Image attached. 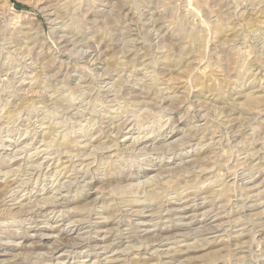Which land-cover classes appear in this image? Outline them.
Returning <instances> with one entry per match:
<instances>
[{"label":"rangeland","instance_id":"1","mask_svg":"<svg viewBox=\"0 0 264 264\" xmlns=\"http://www.w3.org/2000/svg\"><path fill=\"white\" fill-rule=\"evenodd\" d=\"M263 78L264 0H0V264H264Z\"/></svg>","mask_w":264,"mask_h":264},{"label":"bare ground","instance_id":"2","mask_svg":"<svg viewBox=\"0 0 264 264\" xmlns=\"http://www.w3.org/2000/svg\"><path fill=\"white\" fill-rule=\"evenodd\" d=\"M65 29H66V28H65ZM63 30H64V28H63ZM67 30H68V29H67ZM194 39L196 40V37H195ZM179 59H180V58H179ZM136 60H137V59H136ZM177 61H178V60H177ZM257 75H258V74H257ZM102 79H103V78H102ZM263 79H264V78H263ZM100 80H101V79H100ZM225 80H226V79H225ZM33 81H34V80H33ZM161 82H162V81H161ZM207 82H208V81H207ZM222 82H223V81H222ZM202 83L204 84L203 81H202L200 84H202ZM229 83H230V82H229ZM159 84H160V83H159ZM168 84H169V83H168ZM212 84H213V83H212ZM112 85H113V84H112ZM161 85H162V84H161ZM210 85H211V84H209V83L207 84V83H206V87H207V89H209V91H211V92L214 93L213 96L216 97L215 99H216V101H217L219 104L222 103V102L225 100V99H224L225 97H223V93H224V92L222 93V89H224V88L226 89V88H227V85H229V84H227L226 82L222 83V85H221V87H220V90H219V89H216L217 87L215 88V87H212V86H210ZM216 85H217V84H216ZM214 86H215V85H214ZM43 87H44V86H43ZM156 87L159 88L158 84H157V86H149L148 89L150 90V92H152V93H156V92H154V90H153V89H155ZM160 87H161V86H160ZM169 87H170V86H169ZM169 87H168V88H169ZM172 87H173V86H172ZM172 87H171V89H172ZM206 87L204 88L205 90H206ZM202 88H203V87H202ZM42 89H43V88H42ZM40 90H41V89H40ZM149 90H148V91H149ZM165 90H166V89H165ZM20 91H21V89H20ZM32 91H33V90H32ZM32 91H31V92H32ZM167 91H168V89H167ZM173 91H174V90H173ZM173 91H172V92H173ZM178 91H179V90H178ZM189 91H190V90H189ZM209 91H208V92H209ZM227 91H228V90H227ZM38 92H39V91H38ZM160 92H161V91H160ZM160 92H159V93H160ZM198 92H199V91H198ZM211 92H210V93H211ZM21 93H22V92H21ZM168 93H169V92H168ZM186 93H187V92H186ZM190 93H191V92H190ZM27 94H28V93H27ZM74 94H75V93H74ZM85 94H86V93H85ZM90 94H91V93H90ZM114 94H115V93H114ZM122 94H123V93H122ZM144 94H145V93H144ZM147 94H148V92H147ZM196 94H197V93H196ZM199 94H200V93H199ZM36 95H37V93H36ZM88 95H89V94H88ZM149 95H150V93H149ZM224 95H225V94H224ZM226 95H227V94H226ZM19 96H20V95H19ZM90 96H91V95H90ZM115 96H116V95H115ZM118 96H119V94H118ZM123 96H124V95H123ZM70 97H71V96H70ZM86 97H87V96H86ZM102 97H103V96H102ZM197 97H198V96H197ZM205 97H206V96H205ZM209 97H210V96H209ZM77 98H78V97H77ZM206 98H207V97H206ZM212 98H213V97H212ZM21 99H22V98H21ZM73 99H74V98H73ZM126 99H127V98H126ZM164 99H165V98H164ZM164 99H163V100H164ZM168 99H169V98H168ZM194 99H195V98H194ZM78 100H79V99H78ZM105 100H106V99H105ZM108 100H109V99H108ZM171 100H172V99H171ZM227 100H228V99H227ZM261 100H262V99H261ZM33 101H34V100H33ZM35 101H36V100H35ZM46 101H47V100H46ZM46 101H44V102H46ZM89 101H90V100H89ZM165 101H166V100H165ZM256 101H257V99L255 98V99H251V100L249 101L250 103H249V102H248V103H249V105H250V104H252L253 102L256 103ZM22 102H23V103H22V105H23V104L25 103V101H22ZM83 102H84V101H83ZM104 102H105V101H104ZM257 102H259V101H257ZM20 103H21V102H20ZM26 103H27V102H26ZM26 103H25V104H26ZM36 103H37V102H36ZM38 103H39V102H38ZM59 103H60V102H59ZM74 103H75V102H74ZM101 103H102V102H101ZM108 103H109V102H108ZM117 103H118V102H117ZM163 103H164V102H163ZM202 103H203V102H202ZM218 103H217V104H218ZM18 104H19V103H18ZM25 104H24V105H25ZM34 104H35V103H34ZM34 104H33V105H34ZM54 104H55V103H54ZM99 104H100V103H99ZM110 104H111V103H110ZM227 104H228V103H227ZM231 104H232V102H231ZM20 105H21V104H20ZM22 105H21V106H22ZM38 105H39V104H38ZM64 105H65V104H64ZM112 105H113V104H112ZM116 105H117V104H116ZM125 105H126V104H125ZM127 105H128V104H127ZM161 105H162V104H161ZM239 105H240V104H239ZM21 106H20V107H21ZM28 106H29V105H28ZM67 106H68V105H67ZM88 106H89V105H88ZM104 106H105V105H104ZM109 106H111V105H109ZM109 106H108V107H109ZM123 106H124V104H123ZM128 106H129V105H128ZM236 106H237V105H236ZM96 107H97V106H96ZM121 107H122V106H121ZM237 107H238V106H237ZM18 108H19V107H18ZM27 108H28V107H27ZM43 108H44V107H43ZM93 108H94V107H93ZM126 108H127V107H126ZM129 108H130V107H129ZM146 108H147V107H146ZM161 108H162V107H161ZM200 108H201V107H200ZM214 108H215V107H214ZM30 109H31V108H30ZM30 109H29V110H30ZM68 109H69V108H68ZM90 109H91V108H90ZM113 109H114V108H113ZM230 109H231V108H230ZM240 109H242V108H240ZM7 110H8V109H7ZM62 110H63V109H62ZM110 110H111V109H110ZM122 110H123V109H122ZM238 110H239V109H238ZM23 111H24V110H23ZM70 111H72V110H70ZM117 111H118V110H117ZM124 111H125V110H124ZM126 111H127V110H126ZM140 111H142V110H140ZM235 111H236V110H235ZM14 112H15V111H14ZM98 112H99V111H98ZM104 112H105V111H104ZM62 113H63V112H62ZM88 113H89V112H88ZM91 113H94V112L92 111ZM110 113H111V112H110ZM127 113H128V112H127ZM207 113H208V112H207ZM207 113H206V114H207ZM6 114H7V113H6ZM66 114H67V113H66ZM100 114H101V113H100ZM107 114H108V113H107ZM128 114H129V113H128ZM2 115H3V114H2ZM2 115H1V116H2ZM70 115H71V114H70ZM74 115H75V114H74ZM79 115H80V114H79ZM93 115H94V114H93ZM139 115H140V114H139ZM141 115H143V114H141ZM9 116H10V115H9ZM101 116H102V115H101ZM126 116H127V115H126ZM143 116H144V115H143ZM204 116H205V115H204ZM204 116H202V117H204ZM17 117H18V116H17ZM45 117H46V116H45ZM103 117H104V116H103ZM108 117H109V115H108ZM2 118H4V117H2ZM9 118H10V117H9ZM46 118H47V117H46ZM100 118H101V117H100ZM104 118H105V117H104ZM111 118H112V117H111ZM117 118H118V117H117ZM129 118H130V117H129ZM227 118H228V117H227ZM231 118H232V117H231ZM0 119H1V118H0ZM127 119H128V117H127ZM127 119H126V121H127ZM202 119H203V118H202ZM13 120H14V119H13ZM18 120H19V119H18ZM44 120H45V119H44ZM75 120H76V118H75ZM93 120H94V119H93ZM95 120H96V119H95ZM124 120H125V119H124ZM124 120H123V121H124ZM170 120H171V119H170ZM235 120H236V119H235ZM91 121H92V120H91ZM123 121H122V122H123ZM138 121H139V120H138ZM18 122H19V121H18ZM106 122H107V121H106ZM108 122H109V121H108ZM210 122H211V121H210ZM233 122H234V121H233ZM15 123H16V122H15ZM47 123H48V122H47ZM62 123H63V122H62ZM134 123H136V122H134ZM224 123H225V122H224ZM9 124H10V123H9ZM77 124H78V123H77ZM120 124H121V122H120ZM126 124H127V122H126ZM126 124H125V126H127ZM130 124H131V123H130ZM132 124H133V123H132ZM140 124H141V123H140ZM222 124H223V123H222ZM51 125H52V124H51ZM92 125H93V123H92ZM122 125H123V124H122ZM142 125H143V124H142ZM166 125H167V123H166ZM227 125H228V124H227ZM229 125H230V124H229ZM44 126H47V125H44ZM56 126H57V124H56ZM77 126H78V125H77ZM94 126H95V125H94ZM125 126H124L123 128H125ZM137 126H138V125H137ZM157 126H158V125H157ZM205 126H206V125H205ZM30 127H31V126H30ZM49 127H50V126H49ZM52 127H53V126H52ZM158 127H159V126H158ZM231 127H232V126H231ZM58 128H59V127H58ZM82 128H83V127H82ZM113 128H114V127H113ZM119 128H120V125H119ZM119 128H118V129H119ZM121 128H122V126H121ZM123 128H122V130H123ZM132 128H133V127H132ZM141 128H142V127H141ZM29 129H30V128H29ZM45 129H47V128L45 127ZM73 129H74V128H73ZM78 129H79V128H78ZM95 129H96V128H95ZM97 129H98V128H97ZM127 129H129V128H127ZM138 129H139V128H138ZM83 130H84V129H83ZM113 130H114V129H113ZM122 130L120 129L119 132L122 131ZM51 131H52V130H51ZM102 131H103V130H102ZM161 131H162V129H161ZM216 131H217V130H216ZM36 132H37V131H36ZM43 132H44V131H43ZM45 132H46V131H45ZM73 132H74V131H73ZM76 132H77V131H76ZM119 132H117V134H118ZM129 132H130V131H129ZM156 132H157V131H156ZM202 132H203V131H202ZM214 132H215V130H214ZM0 133H2V132H0ZM27 133H28V132H27ZM27 133H26V134H27ZM133 133H134V132H133ZM139 133H140V132H139ZM146 133H147V132H146ZM191 133H192V132H191ZM219 133H220V132H219ZM74 134H75V133H74ZM86 134H87V133H86ZM107 134H108V133H107ZM202 134H208V133H202ZM214 134H215V133H214ZM48 135H49V139H53V136H52L53 134H52V132L49 131ZM87 135H88V134H87ZM90 135H91V134H90ZM114 135H115V134H113L112 136H114ZM120 135H121V134H120ZM198 135H199V134H198ZM215 135H216V134H215ZM220 135H221V134H220ZM42 136H43V135H42ZM115 136H116V135H115ZM206 136H207V135H206ZM247 136H249V135H247ZM250 136H251V135H250ZM76 137H77V136H76ZM79 137H80V136H79ZM106 137H107V136H106ZM118 137H119V136H118ZM147 137H150V136H147ZM160 137H161V136H160ZM208 137H209V136H208ZM221 137H222V135H221ZM28 138H29V137H28ZM95 138H97V137H95ZM113 138H114V137H113ZM135 138H136V137H135ZM139 138H141V140H142V137H139ZM139 138H138V139H139ZM199 138H201V137H199ZM202 138L204 139L205 136H203ZM206 138H207V137H206ZM210 138H211V137H210ZM213 138H214V137H213ZM108 139H109V136H108ZM125 139H126V138H125ZM131 139H132V138H131ZM136 139H137V138H136ZM136 139H135V140H136ZM188 139H189V138H188ZM195 139H196V138H195ZM195 139H194V141H195ZM197 139H198V137H197ZM0 140H1V139H0ZM28 140H29V139H28ZM111 140H112V138H111ZM118 140H119V139H118ZM135 140H134V141H135ZM200 140H201V139H200ZM205 140H208V139H205ZM205 140H204V141H205ZM211 140H212V139H211ZM211 140H209V141H211ZM1 141H2V140H1ZM5 141H6V140H5ZM34 141H35V140H34ZM57 141H58V140H57ZM82 141H83V140H82ZM108 141H109V140H108ZM112 141H113V140H112ZM125 141H126V140H125ZM131 141H132V140H131ZM134 141H132V142H134ZM46 142H47V141H46ZM46 142H45V143H46ZM49 142H51V141H49ZM49 142H48V143H49ZM63 142H65V141H63ZM90 142H91V141H90ZM137 142L139 143L140 141H137ZM202 142H203V140H202ZM205 142H207V141H205ZM3 143H4V142H3ZM30 143H31V142H30ZM42 143H43V142H42ZM51 143H52V142H51ZM68 143H69V142H68ZM95 143H97L98 145H95L94 143L91 144V149H92V148H93V149H92V152H89V154H90V153L94 154V150L97 151L98 148H99L100 146H102V145L104 146V144H105V143H103V141L101 140V138H97L96 141H95ZM110 143H111V142H110ZM135 143H136V142H135ZM188 143H189V142H188ZM191 143H192V142H191ZM209 143L211 144L210 146H212V142H209ZM213 143H214V142H213ZM86 144H87V143H86ZM86 144H85V145H86ZM111 144H112V143H111ZM131 144H133V143H131ZM52 145H54V144H52ZM61 145H62V144H61ZM65 145H67V147H72L74 144H72V146H71V144H65ZM85 145L83 144L82 146L84 147ZM89 145H90V144H89ZM133 145H134V144H133ZM184 145H185V144H184ZM184 145H183V146H184ZM189 145H190V144H188V146H189ZM191 145H192V144H191ZM204 145H205V144H204ZM206 145H207V144H206ZM208 145H209V144H208ZM26 146H28V145L26 144ZM87 146H88V145H87ZM113 146H115V144H114ZM116 146H118V144H117ZM130 146H131V145H130ZM130 146H128V147H129V150H130ZM162 146H163V145H162ZM178 146H179V145H178ZM180 146H181V145H180ZM200 146H201V145H200ZM210 146H209V148H210ZM30 147H31V146H30ZM38 147H39V146H38ZM65 147H66V146H65ZM75 147H76V146H75ZM89 147H90V146H89ZM107 147H108V146H107ZM111 147H112V146H111ZM131 147H132V146H131ZM134 147H135V146H134ZM153 147H154V146H153ZM175 147H177V146H175ZM181 147H182V146H181ZM181 147H179L180 150H182ZM203 147H204V146H203ZM207 147H208V146H207ZM1 148H2V147H1ZM4 148H5V147H4ZM4 148H3V149H4ZM27 148H29V147H27ZM53 148H54V147H53ZM84 148H85V147H84ZM86 148H87V147H86ZM100 148H101V147H100ZM100 148H99V149H100ZM126 148H127V147H126ZM146 148H147V147H145V149H146ZM149 148H150V147H149ZM177 148H178V147H177ZM177 148H176V149H177ZM199 148H200V147H199ZM22 149H23V148H22ZM54 149H55V148H54ZM56 149H57V148H56ZM74 149H75V148H74ZM76 149H77V148H76ZM76 149H75V150H76ZM106 149H109V148H106ZM114 149H115V148H114ZM141 149H142V148H141ZM143 149H144V148H143ZM170 149H171L173 152L175 151V150L172 149V147H171ZM183 149H185V148H183ZM203 149H204V148H203ZM25 150H27V149L25 148ZM25 150H23V151H25ZM29 150H30V149H29ZM59 150H60V149H59ZM65 150H66V149H65ZM65 150H64V151H65ZM81 150H82V149H81ZM86 150H87V149H86ZM123 150H124V149H123ZM177 150H178V149H177ZM177 150H176V151H177ZM185 150H186V149H185ZM260 150H261V149H260ZM18 151H19V150H18ZM50 151H51V150H50ZM96 151H95V152H96ZM100 151H101V150H100ZM131 151H132V150H131ZM135 151H136V150H135ZM139 151H140V150H139ZM168 151H169V150H168ZM168 151H167V152H168ZM172 151H171V152H172ZM208 151H209V150H208ZM37 152H38V151H37ZM37 152H36V153H37ZM40 152H41V151H40ZM42 152H45V149H44V150L42 149ZM65 152H66V151H65ZM74 152H75V151H74ZM77 152H78V151H77ZM98 152H99V151H98ZM103 152H104V151H103ZM143 152H144V150H143ZM171 152H170V153H171ZM177 152H178V151H177ZM202 152H203V151H202ZM205 152H206V151H205ZM22 153H23V152H22ZM26 153H27V152H26ZM46 153H47V152H46ZM84 153H85V152H84ZM138 153H139V152H138ZM141 153H142V151H141ZM155 153H156V152H155ZM158 153H159V152H158ZM158 153H157V154H158ZM162 153H163V152H162ZM162 153H161V154H162ZM170 153H169V154H170ZM211 153H212V152H211ZM213 153H214V152H213ZM18 154H19V153H18ZM39 154H40V153H39ZM67 154H68V153H67ZM73 154H74V153H73ZM95 154H96V153H95ZM164 154H165V153H163V155H164ZM169 154H168V155H169ZM173 154H174V153H173ZM175 154H177V153H175ZM204 154H205V153H202V155H201V156H198V158H194V160H195L196 163L201 164V165L199 166L200 168H203V167H201V166H202L203 164H207V162H208V157H206V155H204ZM209 154H210V153H209ZM209 154H208V155H209ZM214 154H215V153H214ZM25 155H27V154H25ZM65 155H66V154H65ZM84 155H85V154H84ZM119 155H120V154H119ZM124 155H125V154H124ZM137 155H138V154H137ZM203 155H204V156H203ZM247 155H248V154H247ZM256 155H257V154H256ZM13 156H14V155H13ZM55 156H56V155H55ZM55 156H54V157H55ZM81 156H82V155H81ZM81 156H80V157H81ZM86 156L88 157L87 153H86ZM86 156H83V157H84V160H86ZM90 156H91V154H90ZM90 156H89V157H90ZM96 156H97V155H96ZM171 156H174V155H171ZM28 157H29V155H28ZM54 157H53V158H54ZM61 157H63V156H61ZM66 157H67V156H66ZM74 157H75V155H74ZM89 157H88V159H89ZM93 157H94V156H93ZM165 157H166V156H165ZM180 157H181V156H180ZM210 157H212V156H210ZM214 157H215V156H214ZM11 158H12V157H11ZM77 158H78V157H77ZM90 158H91V157H90ZM161 158L163 159V157H161ZM176 158H177V157H176ZM178 158H179V157H178ZM248 158H249V157H248ZM3 159H4V158H3ZM8 159H9V158H8ZM46 159H47V158H46ZM61 159H62V158H61ZM64 159H65V158H64ZM79 159H80V158H79ZM88 159H87V160H88ZM141 159H142V158H141ZM158 159H160V158H158ZM169 159H170V158H169ZM246 159H247V158H246ZM49 160H50V157H49ZM89 160H90V159H89ZM106 160H107V159H106ZM147 160H148V159H147ZM164 160H165V159H164ZM210 160H211V159H210ZM217 160H218V159H217ZM42 161H43V160H42ZM58 161H59V160H58ZM69 161H71V160H69ZM78 161H79V160H78ZM93 161H94V160H93ZM93 161H92V163H94ZM95 161H96V160H95ZM102 161H103V160H102ZM120 161H121V159H120ZM192 161H193V159H192ZM211 161H212V160H211ZM71 162H72V161H71ZM73 162H75V161H73ZM107 162H108V161H107ZM117 162H118V160H117ZM174 162H175V160H174ZM195 162H194V163H195ZM224 162H225V161H224ZM77 163H78V162H77ZM90 163H91V160H90ZM90 163H89V164H90ZM95 163H96V162H95ZM103 163H104V162H103ZM146 163H147V162H146ZM152 163H153V162H152ZM162 163H163V162H162ZM175 163H176V162H175ZM175 163H174V164H175ZM187 163L189 164L188 161H187L185 164H187ZM211 163H213V162H210V164H211ZM0 164H1V163H0ZM80 164H82V162H81ZM109 164H110V163H109ZM180 164H181L182 166H184L182 163H180ZM180 164L178 163V165H176V164H175V165H176V166H179ZM190 164H191V162H190ZM219 164H221V163H219ZM50 165H51V164H50ZM57 165H58V163H57ZM60 165H61V164H60ZM84 165H85V164H83V166H84ZM86 165H88V164L86 163ZM93 165H94V164H93ZM107 165H108V163H107ZM118 165H119V164H118ZM168 165H169V164H168ZM181 165H180V166H181ZM192 165L194 166V164H192ZM197 165H198V164H197ZM208 165H209V164H208ZM2 166H3V164H2ZM61 166H62V165H61ZM103 166H104V165H103ZM109 166H110V165H109ZM182 166H181V167H182ZM203 166H204V165H203ZM220 166H222V165H220ZM225 166H226V165H225ZM49 167H50V166H49ZM59 167H60V166H59ZM74 167H76V166H74ZM77 167H78V166H77ZM87 167H88V166H87ZM125 167H126V166H125ZM136 167H137V166H136ZM165 167H166V166H165ZM171 167H172V166H171ZM174 167H175V166H174ZM185 167L187 168V167H189V166L187 165V166H185ZM191 167H192V166H191ZM194 167H195V166H194ZM222 167H224V166H222ZM27 168H29V167H27ZM63 168H64V167H62V169H63ZM65 168H66V167H65ZM89 168H90V167H89ZM89 168L85 169V167H84L85 170H89ZM178 168H179V167H178ZM183 168H184V167H183ZM192 168H193V167H192ZM195 168H196V167H195ZM220 168H221V167H220ZM21 169H22V168H21ZM29 169H30V168H29ZM54 169H55V168H54ZM56 169H61V168H56ZM163 169H165V168H163ZM168 169H169V167H168ZM170 169H171V168H170ZM173 169H174V168H173ZM173 169H172V170H173ZM208 169H209V168H208ZM208 169H207V171H210V169H209V170H208ZM216 169H217V168H216ZM27 170H28V169H27ZM66 170H67V169H66ZM68 170H69V169H68ZM120 170H121V169H120ZM182 170H183V169H182ZM182 170H181V171H182ZM187 170H190V169H187ZM187 170H186V171H187ZM204 170H206V168H205ZM212 170H214V169H212ZM38 171H39V170H38ZM60 171H62V170H60ZM60 171H58V172H60ZM69 171H70V170H69ZM79 171H82V170L79 169ZM186 171H182V172H186ZM194 171H195V170H194ZM200 171H201V170H200ZM200 171H199V172H200ZM262 171H263V170H262ZM51 172H52V171H51ZM55 172H56V171H55ZM58 172H57V173H58ZM62 172H63V171H62ZM64 172H66V171H64ZM87 172H89V171H87ZM169 172H170V170H169ZM169 172H167V173L169 174ZM171 172H173V171H171ZM171 172H170V173H171ZM188 172H190V171H188ZM202 172H203V170H202ZM212 172H213V171H212ZM73 173H74V172H73ZM73 173H72V176H73ZM82 173H83V172H82ZM174 173H175V171H174ZM190 173H191V172H190ZM209 173H210V172H209ZM28 174H29V173H28ZM31 174H32V173H31ZM97 174H98V173H97ZM103 174H104V173H103ZM178 174H179V173H178ZM178 174H177V175H178ZM194 174H195V173H194ZM203 174H204V173H203ZM207 174H208V173H207ZM245 174H247V173H245ZM18 175H19V174H18ZM29 175H30V174H29ZM63 175H65V174L63 173ZM63 175H61V176H63ZM68 175H69V174H68ZM86 175H87V173H86ZM86 175H85V176H86ZM170 175H171V179H172V175H173V173L170 174ZM177 175H175V177H176ZM205 175H206V174H205ZM208 175H209V174H208ZM211 175H212V174H211ZM215 175H216V174H215ZM238 175H239V174H238ZM25 176H26V175H25ZM27 176H28V175H27ZM58 176H60V175L58 174ZM196 176H197V175H196ZM196 176H195V177H196ZM200 176H201V175H200ZM212 176H213V175H212ZM217 176H218V175H217ZM217 176H216V177H217ZM235 176H236V175H235ZM54 177H55V176H54ZM64 177H65V176H64ZM87 177H88V176H87ZM178 177H180V176H178ZM182 177H183V176H182ZM203 177H204V176H203ZM8 178H9V177H8ZM16 178H17V177H16ZM28 178H29V177H28ZM28 178H27V179H28ZM31 178H32V177H31ZM74 178H75V177H74ZM197 178H198V176H197ZM201 178H202V177H201ZM211 178H212V177H210V179H211ZM235 178H236V177H235ZM25 179H26V178H25ZM46 179H47V178H46ZM84 179H85V178H84ZM102 179H103V178H102ZM109 179H110V178H109ZM138 179H139V178H138ZM175 179H176V178H175ZM203 179H204V178H203ZM213 179H214V178H213ZM36 180H37V178H36ZM55 180H56V179H55ZM85 180H86V179H85ZM85 180H84V181H85ZM148 180H149V179H148ZM162 180H163V179H162ZM164 180H165V179H164ZM195 180H196V179H195ZM200 180H201V179H200ZM205 180H206V179H205ZM38 181H39V180H38ZM57 181H58V180H57ZM67 181H68V180H67ZM120 181H121V180H120ZM149 181H150V180H149ZM153 181H154V180H153ZM172 181H173V180H172ZM198 181H199V180H198ZM206 181H207V180H206ZM208 181H209V180H208ZM213 181H214V180H213ZM216 181H217V180H216ZM219 181H220V180H219ZM221 181H222V180H221ZM223 181H224V180H223ZM223 181H222V182H223ZM33 182H34V181H33ZM92 182H93V180H92ZM150 182H151V181H150ZM204 182H205V181H204ZM209 182H210V181H209ZM214 182H215V181H214ZM2 183H3V182H2ZM7 183H8V181H7ZM25 183H26V182H25ZM29 183H30V182H29ZM49 183H50V182H49ZM58 183H59V182H58ZM67 183H68V182H67ZM90 183H91V182H90ZM102 183H103V182H102ZM102 183H101V184H102ZM111 183H112V182H111ZM185 183H187V182H185ZM190 183H191V181H190ZM196 183H197V181H196ZM196 183H194V184L196 185ZM4 184H5V182H4ZM27 184H28V183H27ZM108 184H109V183H108ZM145 184H146V183H145ZM163 184H165V185H163ZM163 184H161V185L166 186L168 183H164V182H163ZM197 184H198V183H197ZM209 184H210V183H209ZM217 184H218V183H217ZM5 185H6V184H5ZM9 185H10V181H9ZM146 185H147V184H146ZM155 185H157V184L155 183ZM179 185H180V184H179ZM181 185H182V184H181ZM213 185H214V184H213ZM228 185H229V184H228ZM228 185H227V186H228ZM10 186H12V184H11ZM80 186H81V185H80ZM152 186H153V185H152ZM152 186H150V187H152ZM157 186L159 187V185H157ZM187 186H188V185H187ZM187 186H185V187H187ZM208 186H209V185H208ZM219 186H220V185H219ZM219 186H218V187H219ZM222 186H223V185H222ZM225 186H226V185H225ZM229 186H232V185H229ZM6 187H7V186H6ZM35 187H36V186H35ZM43 187H44V186H43ZM43 187H42V188H43ZM122 187H123V186H122ZM174 187H175V185H174ZM182 187H183V186H182ZM182 187H181V188H182ZM185 187H184V188H185ZM188 187H189L190 189L192 188L191 185H189ZM211 187H212V186H211ZM211 187H210V188H211ZM237 187H238V186H237ZM239 187H241V186H239ZM9 188H10V187H9ZM18 188H19V187H18ZM23 188H24V187H23ZM61 188H62V187H61ZM61 188H60V189H61ZM72 188H73V186H72ZM83 188H84V187H83ZM155 188H156V187H155ZM155 188L152 189V190H150V189L148 188L149 191H147L146 194L144 195V197H145L146 199H145V201H144V200H142V201L147 202V204H149L148 202H150V201H152V202L159 201V199H160V197H161V196H160L161 194H160V192L157 191V189H155ZM176 188H178V186H177ZM179 188H180V187H179ZM226 188H227V187H226ZM251 188H252V187H251ZM13 189H14V188H13ZM13 189H10V191L13 190ZM40 189H41V188H40ZM69 189H70V188H69ZM75 189H76V188H75ZM121 189H122V188H121ZM129 189H130V188H129ZM158 189H159V188H158ZM182 189H183V188H182ZM221 189H222V188H220V189H218V190H221ZM249 189H250V188H249ZM252 189H253V188H252ZM6 190H7V188H6ZM66 190H67V189H66ZM118 190H119V189H118ZM210 190H211V189H210ZM210 190H209V191H210ZM215 190H216V188H215ZM215 190H214V192H215ZM240 190H241V189H240ZM7 191H8V190H7ZM10 191H9V192H5V193H3L2 197H3V199H5V197H6V198H7V197H8V198H11L12 201H14V202H16L17 204H19V206H20V207L18 208L19 211L16 210L17 212H14V211L12 210L11 207H8L7 209L4 208L5 211L2 212V213H4L3 215H0V220H3V219H4V221H5L6 219L9 220V219H10L9 217H11V219H12V218H13V219H14V218H18V217H16V214H17V213H19V214L21 215V214H24L25 212H31V211H32V210L30 211V209L33 207V205H32V207L29 208V207H28V204H24L23 202H20V201H19V200H20L19 198H18L19 200H18L17 198H15V197H16V194H12V192H14V191H12V192H10ZM21 191H22V190H21ZM58 191H59V190H58ZM79 191H80V190L77 189V190H76V194H77V192H79ZM145 191H146V190H145ZM160 191H161V190H160ZM166 191H167V190H166ZM180 191H181V190H180ZM183 191H184V190H183ZM241 191H242V190H241ZM241 191H240V192H241ZM246 191H247V190H246ZM250 191H251V190H250ZM116 192H117V191H116ZM126 192H127V191H126ZM163 192H164V191H163ZM171 192H172V191H171ZM184 192H187V191H184ZM196 192H197V191H196ZM196 192H195V193H196ZM219 192H222V190L219 191ZM223 192H224V191H223ZM223 192H222V193H223ZM226 192H227V191H226ZM244 192H245V191H244ZM248 192H249V191H248ZM17 193H18V192H17ZM20 193H21V192H20ZM69 193H70V190H69ZM74 193H75V192H74ZM124 193H125V192H124ZM164 193H165V192H164ZM176 193H177V192H176ZM187 193H189V192H187ZM215 193H216V192H215ZM222 193H220V194H222ZM233 193H234V192H233ZM242 193H243V192H242ZM250 193H251V192H250ZM59 194H61V193H59ZM132 194H133V193H132ZM135 194H136V192H135ZM190 194H192V193H190ZM196 194H197V193H196ZM216 194H217V193H216ZM238 194H239V193H238ZM7 195H8V196H7ZM17 195H18V194H17ZM31 195H32V194H31ZM66 195H67V194H66ZM186 195H187V194H186ZM192 195H193V194H192ZM192 195H191V196H192ZM212 195H213V194H212ZM19 196H20V195H19ZM22 196H23V195H22ZM61 196H62V195H61ZM61 196H59V197H61ZM64 196H65V195H64ZM68 196H70V194H69ZM127 196H128V194H127ZM198 196H199V195H198ZM214 196H215V194H214ZM260 196H261V194H260ZM0 197H1V196H0ZM2 197H1V198H2ZM46 197H47V196H46ZM55 197H56V195H55ZM59 197L57 196V198H59ZM66 197H67V196H65V198H66ZM74 197H75V196H74ZM121 197H123V196L121 195ZM124 197H125V196H124ZM135 197H136V196H135ZM137 197H140V196L138 195ZM173 197H174V196H173ZM175 197H176V195H175ZM183 197H184V196H183ZM186 197H187V196H186ZM216 197H217V196H216ZM252 197H253V196H252ZM27 198H28V197H27ZM41 198H42V200H43L44 197H40V199H41ZM62 198H64V197L62 196L61 199H62ZM104 198H105V197H104ZM142 198H143V197H142ZM178 198H179V197H178ZM187 198H188V197H187ZM25 199H26V197H25ZM33 199H34V198H33ZM40 199H39V202H40ZM44 199H45V198H44ZM68 199H69V198H68ZM73 199H74V198H73ZM100 199H101V198H100ZM140 199H141V198H140ZM162 199H163V198H162ZM162 199H161V200H162ZM180 199H181V198H180ZM188 199H189V198H188ZM199 199H200V198H199ZM210 199H211V198H210ZM219 199H220V198H219ZM238 199H239V197H238ZM260 199H261V198H260ZM262 199H263V198H262ZM5 200H6V199H5ZM8 200H9V199H8ZM11 200H9V201H11ZM22 200H23V199H22ZM59 200H60V199H59ZM76 200H77V195H76ZM138 200H139V199H138ZM138 200H134V201L137 202ZM36 201H37V200H36ZM43 201H44V200H43ZM48 201H49V200H48ZM48 201H47V202H48ZM55 201H56V200H55ZM73 201H74V200H73ZM125 201H126V200H125ZM127 201H128V200H127ZM127 201H126V202H127ZM134 201H129V202H127V203H128L127 205H129V206H131L132 204L134 205ZM195 201H196V200H195ZM30 202H31V201H30ZM47 202H46V205H47ZM70 202H71V200H70L68 203H70ZM112 202H113V201H112ZM136 202H135V203H136ZM210 202H211V201H210ZM246 202H247V201H246ZM0 203H1V202H0ZM3 203H4V201H3ZM31 203H32V202H31ZM40 203H41V202H40ZM66 203H67V202H66ZM83 203H84V202H83ZM137 203L140 204V202H137ZM150 203H151V202H150ZM163 203H164V202H163ZM193 203H194V202H193ZM214 203H215V202H214ZM263 203H264V202H263ZM57 204H58L57 206H59V203H57ZM71 204H72V203H71ZM74 204H75V203H74ZM114 204H115V203H114ZM145 204H146V203H145ZM153 204H154V203H153ZM155 204H156V203H155ZM164 204H165V203H164ZM164 204H163V205H164ZM209 204H210V203H209ZM11 205H12V204H11ZM13 205L16 206V204H13ZM49 205H50V204H49ZM60 205H61V204H60ZM78 205H79V204H78ZM149 205H150V204H149ZM163 205H162V206H163ZM226 205H227V204H226ZM228 205H229V204H228ZM241 205H242V204H241ZM257 205H258V204H257ZM9 206H10V205H9ZM15 206H14V207H15ZM17 206H18V205H17ZM17 206H16V208H17ZM29 206H30V205H29ZM37 206H38V205H37ZM55 206H56V205H55ZM55 206L53 207V205H52V206L50 207V206H43V205H42V206H40V208H39V209H40V213H44V214H45V213H47V211H49V210H53L54 208H56ZM80 206H81V205H80ZM111 206H112V205H111ZM111 206H110V204H108V203H106V202L103 201V204L101 205V207H102V211H101V209H100V211H101V215H111V216L113 217L112 214H113L114 210H113V208H112ZM199 206H200V205H199ZM250 206H251V205H250ZM3 207H4V206H3ZM65 207H66V206H65ZM76 207H77V206H76ZM85 207H86V206H85ZM114 207H115V206H114ZM169 207H170V206H169ZM169 207H168V208H169ZM182 207H183V206H182ZM187 207H188V206H187ZM223 207H224V206H223ZM225 207H228V206H225ZM10 208H11V209H10ZM63 208H64V207H63ZM66 208H67V207H66ZM73 208H74V207H73ZM87 208H88V206H87ZM137 208H138V207H137ZM164 208H165V207H164ZM84 209H85V208H82L83 211H84ZM97 209H98V208H97ZM132 209H133V208H132ZM134 209H135V208H134ZM171 209H172V208H171ZM173 209H174V208H173ZM179 209H180V208H179ZM179 209H178V211H179ZM188 209H189V208H188ZM211 209H213V208H211ZM218 209H219V208H218ZM218 209H217V210H218ZM220 209H221V208H220ZM222 209H223V208H222ZM241 209H242V208H241ZM70 210H71V209H70ZM78 210H79V209H78ZM80 210H81V209H80ZM85 210H86V209H85ZM129 210H130V209H129ZM142 210H143V209H142ZM167 210H168V209H167ZM169 210H170V209H169ZM37 211H38V210H37ZM37 211H35V212L37 213ZM57 211H58V210H57ZM60 211H61V210H60ZM63 211H64V210H63ZM152 211H153V210H152ZM211 211H212V210H211ZM242 211H243V210H242ZM244 211H245V210H244ZM61 212H62V211H61ZM79 212H80V211H79ZM117 212H118V211H117ZM145 212H146V211H145ZM176 212H177V211H176ZM220 212H221V211H220ZM222 212H223V211H222ZM55 213H56V212H55ZM62 213H63V212H62ZM87 213H88V212H87ZM114 213H115V212H114ZM137 213H138V212H137ZM209 213H210V212H209ZM231 213H232V211H231ZM0 214H1V213H0ZM31 214H32V212H31ZM33 214H35V213H34V210H33ZM38 214H39V212H38ZM56 214H57V213H56ZM97 214H98V213H97ZM131 214H132V213H131ZM131 214H129V215H131ZM135 214H136V213H135ZM25 215H26V214H25ZM136 215H138V214H136ZM165 215H166V214H165ZM214 215H215V214H214ZM227 215H228V214H227ZM27 216H29V215H27ZM31 216H32V215H31ZM126 216H127V215H126ZM131 216H132V215H131ZM220 216H221V215H220ZM230 216H231V215H230ZM58 217H59V216H58ZM73 217H74V216H73ZM86 217H87V216H86ZM102 217H103V216H102ZM102 217H101V218H102ZM106 217H109V216H106ZM106 217H105V218H106ZM112 217H111V218H112ZM196 217H197V216H196ZM198 217H199V216H198ZM216 217H217V216H216ZM89 218H90V217H89ZM99 218H100V217H99ZM116 218H117V217H116ZM153 218H154V217H153ZM176 218H177V217H176ZM178 218H179V217H178ZM102 219H103V218H102ZM174 219H175V218H174ZM79 220H80V219H79ZM86 220H87V218H86ZM88 220H89V219H88ZM105 220H106V219H105ZM107 220H109V222H110L111 219H108V218H107ZM107 220H106V221H107ZM114 220H115V218H114ZM156 220H157V219H156ZM218 220H219V219H218ZM84 221H85V220H84ZM117 221H118V220H117ZM127 221H128V220H127ZM158 221H159V220H158ZM229 221H230V220H229ZM92 222H93V221H92ZM107 222H108V221H107ZM193 222H195V221H193ZM68 223H69V222H68ZM87 223H88V222H87ZM89 223H90V222H89ZM114 223H115V221H114ZM116 223H117V222H116ZM148 223H149V222H148ZM175 223H176V222H175ZM94 224H95V223H94ZM98 224H99V222H98ZM187 224H188V223H187ZM5 225H6V224H5ZM15 225H16V224H15ZM185 225H186V224H185ZM188 225H189V224H188ZM188 225H187V226H188ZM73 226H74V225H73ZM88 226H89V225H88ZM129 226H130V225H129ZM179 226H180V225H179ZM240 226H241V225H240ZM22 227H23V226H22ZM90 227H91V226H90ZM140 227H141V226H140ZM166 227H167V226H166ZM168 227H169V226H168ZM168 227H167V228H168ZM171 227H173V226H171ZM216 227H217V226H216ZM88 228H89V227H88ZM179 228H180V227H179ZM204 228H205V227H204ZM133 229H134V228H133ZM175 229H176V228H175ZM88 230H89V229H88ZM116 230H117V229H116ZM127 230H128V229H127ZM151 230H152V229H151ZM153 230H154V229H153ZM168 230H169V229L164 230V231H167V232H168ZM72 231H73V230H72ZM118 231H119V230H118ZM219 231H220V230H219ZM239 231H240V230H239ZM244 231H245V230H244ZM263 231H264V230H263ZM223 232H224V231H223ZM100 233H101V232H100ZM136 233H137V232H136ZM162 233H163V232H162ZM162 233H161V234H162ZM164 233H165V232H164ZM218 233H219V232H218ZM242 233H243V232H242ZM87 234H88V233H87ZM122 234H123V233H122ZM134 234H135V233H134ZM161 234H160V235H161ZM176 234H177V233H176ZM79 235H80V234H79ZM130 235H131V234H130ZM174 235H175V234H174ZM86 236H87V235H86ZM123 236H124V235H123ZM153 236L155 237L156 235H153ZM168 236H169V235H168ZM171 236H172V235H171ZM218 236H219V235H218ZM83 237H84V236H83ZM104 237H105V236H104ZM126 237H127V236H126ZM157 237H159V234H158ZM157 237H155V239H156ZM160 237H161V236H160ZM242 237H243V236H242ZM120 238H121V237H120ZM145 238H146V237H145ZM150 238H151V237H149V239H148V238H146V239L150 240ZM203 238H204V237H203ZM146 239H145V241H146ZM151 239H152V238H151ZM158 239H159V238H158ZM161 239H163V238H161ZM165 239H166V238H164L162 241H161V240H159V241L163 242ZM102 240H103V239H102ZM105 240H106V239H105ZM148 240H147V241H148ZM221 240H222V239H221ZM55 241H56V240H55ZM151 241L153 242V240H151ZM154 241H155V240H154ZM219 241H220V240H219ZM126 242H127V241H126ZM135 242H136V241H135ZM135 242H134V243H135ZM207 242H208V241H207ZM214 242H215V241H214ZM230 242H231V241H230ZM106 243H107V242H106ZM209 243L211 244V241H210ZM219 243H220V242H219ZM241 243H242V242H241ZM85 244H87V243H85ZM110 244H111V242H110ZM114 244H115V243H114ZM114 244L112 243L111 245L108 246V248L112 247ZM135 244H136V243H135ZM212 244H213V242H212ZM106 245H107V244H106ZM132 245H133V244H132ZM203 245H204V244H203ZM245 245H246V244H245ZM80 246H83V245L80 244L79 247H80ZM84 246H86V245H84ZM89 246H90V245H89ZM143 246H145V245H143ZM209 246H210V245H209ZM213 246H214V245H213ZM114 247H116V246L114 245ZM60 248H61V247H60ZM133 248H134V247H133ZM140 248H141V247H140ZM140 248H139V249H140ZM86 249H87V248H86ZM114 249H115V248H114ZM125 249H126V248H125ZM135 249H136V248H135ZM141 249H142V248H141ZM169 249H170V248H169ZM68 250H69V249H68ZM116 250H117V249H116ZM116 250H115V251H116ZM122 250L124 251V249H122ZM130 250H131V249H130ZM130 250H129V251H130ZM137 250H138V249H137ZM235 250H236V249H235ZM69 251H70V250H69ZM90 251H92V250H90ZM99 251H100V250H99ZM113 251H114V250H113ZM120 251H121V250H120ZM177 251H180V252H181V250H177ZM177 251H176V252H177ZM187 251H188V250H187ZM248 251H249V250H248ZM263 251H264V250H263ZM124 252H125V251H124ZM114 253H115V252H114ZM117 253H118V250H117ZM128 253H129V252H128ZM128 253H127V254H128ZM151 253H152V252H151ZM167 253H168V252H167ZM167 253L165 254V255H166V258H167ZM154 254H155V253H154ZM168 254H169V253H168ZM178 254H179V253H178ZM240 254H241V253H240ZM260 254H261V253H260ZM96 255H97V254H96ZM122 255H123V254H122ZM137 255H138V254H137ZM160 255H161V254H160ZM185 255H186V254H185ZM236 255H237V254H236ZM45 256H46V255H45ZM142 256H143V255H142ZM151 256H152V255H151ZM162 256H163V255H162ZM263 256H264V255H263ZM69 258H70V257H69ZM153 258H154V257H153ZM38 259H39V258H38ZM150 259H151V258H150ZM158 259H159V258H158ZM97 260H98V259H97ZM133 260H134V259H133ZM47 261H48V259H47ZM141 261H142V260H141ZM105 262H106V261H105ZM114 262H115V260H114V261H110V263H113V264H114ZM121 262H122V261H121ZM115 263H116V262H115ZM139 263H140V262H139ZM163 263H165V261H164ZM173 263H174V262H173ZM177 263H178V262H177ZM123 264H124V263H123ZM126 264H127V263H126ZM168 264H169V262H168ZM171 264H172V263H171Z\"/></svg>","mask_w":264,"mask_h":264}]
</instances>
